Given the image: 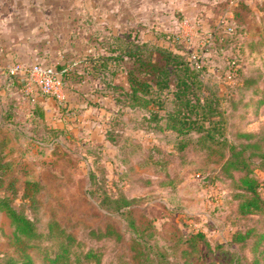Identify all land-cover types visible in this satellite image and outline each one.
<instances>
[{"label": "rangeland", "instance_id": "374dc122", "mask_svg": "<svg viewBox=\"0 0 264 264\" xmlns=\"http://www.w3.org/2000/svg\"><path fill=\"white\" fill-rule=\"evenodd\" d=\"M137 1L135 19L129 14L131 0H75L79 9L89 3L86 19L93 32L141 25L176 32L186 54L204 65L209 88L222 97L229 138H257L264 148V96L259 91L264 88L263 0H247L239 8L237 27L232 6H223L200 26L174 9L172 25L167 23L172 19L158 13L143 14L140 8L146 9V0ZM100 2L107 5L106 14L95 20ZM112 81L125 84L124 73L118 72ZM25 98L29 101L20 107L0 99L5 111L0 114L2 150L17 177L16 188L6 186L0 177V197L11 198L41 232L27 249L29 264H70L77 259L73 250L84 252L89 247L99 260L79 257L85 264H164L153 259L163 256L190 264H229L236 252L240 264L254 258L264 264V214L235 215L233 184L200 163L192 147L176 150L175 134L154 125L145 108L119 107L111 96L90 107L67 109L61 103L56 111L41 104L42 112H36L38 102ZM166 101L165 108H171L172 102ZM250 132V137L240 135ZM254 163L252 173L264 180V160L255 158ZM24 186L30 188L21 195ZM259 190L264 196V187ZM123 198L129 203L116 208ZM109 224L113 233H102ZM248 228L245 240H233L235 232ZM195 231L203 237L190 244L186 238ZM136 232L144 244L140 250L132 246ZM66 233L74 241L63 253L60 242ZM14 237L15 226L0 205V264H19L15 259L22 253Z\"/></svg>", "mask_w": 264, "mask_h": 264}, {"label": "trees", "instance_id": "16d2710c", "mask_svg": "<svg viewBox=\"0 0 264 264\" xmlns=\"http://www.w3.org/2000/svg\"><path fill=\"white\" fill-rule=\"evenodd\" d=\"M246 5V0H237L232 5L231 17L240 18V12L237 11L241 6ZM239 31H242V27ZM178 39L176 32L154 26L147 28L144 25L115 31L108 30L104 33L92 32L90 40L93 52L86 56V63L81 72L87 74L89 79H96L102 86L101 92L104 95L110 94L119 107L145 108L147 117L154 121V125L175 134L176 150L180 152L192 147L200 163L204 166L209 165L218 176L228 179L234 186L232 197L235 203V215H245L252 211L264 214V196L259 190L264 187V180L252 173L256 166L254 159L264 160V148L260 147L257 138L246 141H234L229 138L225 118L222 115V97L211 90L205 81L204 65H197L186 54ZM118 72L124 73L125 84L112 81ZM8 81L23 90V76L9 74ZM259 91L264 96V88H260ZM262 99L263 97L259 98V102L262 103ZM166 100L172 102L171 108H165ZM42 109L43 106L39 102L35 104L34 111L42 112ZM4 112L0 109V114ZM7 114L11 116L9 110ZM240 135L250 137L252 133ZM0 138H2L1 133ZM2 147L0 140L1 181H7L6 186L16 188L17 177L11 173V160L8 156H4ZM26 188L30 186H24L21 195L27 193ZM128 203L129 200L123 198V203L118 204L116 208L124 207ZM0 205L15 226L14 242L19 243V250L22 253L20 258L15 259L16 262L31 263L27 249L37 243L35 237L41 234L35 220L14 206L11 198L7 196L0 197ZM54 223L53 226L57 227L58 223ZM250 230L251 228H248L247 232H235L233 240H245L246 233ZM113 231L110 224L101 230L102 233L110 234ZM260 233L261 238L263 232ZM138 234L136 232V240L132 244L136 250L142 249L144 245L139 242L141 238L137 237ZM200 237H203V234L195 231L186 239L192 244ZM65 238L66 240L60 242L63 253L70 251V244L74 241V237L69 233L65 234ZM260 238L257 240L260 241ZM257 246L258 244H254V247ZM73 251V256L77 259L70 260V264H85L80 260L81 256L83 260L89 258L99 260L97 251L90 247L84 252ZM239 256L237 252L234 253L229 264H240ZM153 259L157 262L162 260L164 264H190L186 260L170 261L165 256L162 259ZM112 264L134 263L117 261ZM249 264L261 263L254 258Z\"/></svg>", "mask_w": 264, "mask_h": 264}, {"label": "crops", "instance_id": "0c3cea01", "mask_svg": "<svg viewBox=\"0 0 264 264\" xmlns=\"http://www.w3.org/2000/svg\"><path fill=\"white\" fill-rule=\"evenodd\" d=\"M230 3V0H159L155 4L146 0V9L141 7L140 10L143 14L144 11L158 13L170 20L174 18L172 11L178 9L192 25L198 22L200 26L212 20L223 6H231ZM138 5L137 0H131L129 14L132 13L135 19L138 16ZM104 6L107 5L99 3V14L95 15V20L105 17ZM78 7L79 4L75 0H0L2 101H12L20 107L22 102L29 101L25 98L28 96L44 107L50 105L55 110L59 109L61 103L66 105L67 109L82 104L90 107L97 105V101L111 97L110 94L104 95L101 92L102 86L96 79H89L87 74L81 72L86 63V56L93 52L90 36L94 28L86 19L91 11L89 3L86 2L81 9ZM159 7H163L162 10ZM167 23L174 25L175 21L172 19ZM15 61L27 66L41 62L61 70L64 80L62 95L57 99L54 96L19 92L18 87L8 81L9 73L6 71V66ZM14 75L22 76L21 72Z\"/></svg>", "mask_w": 264, "mask_h": 264}, {"label": "built area", "instance_id": "2783aa9c", "mask_svg": "<svg viewBox=\"0 0 264 264\" xmlns=\"http://www.w3.org/2000/svg\"><path fill=\"white\" fill-rule=\"evenodd\" d=\"M230 1L232 6L237 0ZM228 29L232 30V26H228ZM194 62L200 65L198 61L195 60ZM6 71L9 74H19L21 72L24 77L23 90L26 93H37L56 98L62 95L64 88L63 72L51 64L35 62L27 66L20 61H15L6 66Z\"/></svg>", "mask_w": 264, "mask_h": 264}]
</instances>
